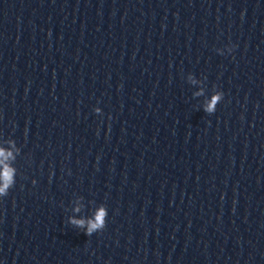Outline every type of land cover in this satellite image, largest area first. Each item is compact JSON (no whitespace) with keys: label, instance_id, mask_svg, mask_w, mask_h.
I'll return each instance as SVG.
<instances>
[{"label":"clouds","instance_id":"1","mask_svg":"<svg viewBox=\"0 0 264 264\" xmlns=\"http://www.w3.org/2000/svg\"><path fill=\"white\" fill-rule=\"evenodd\" d=\"M223 93H219L216 97L210 101L206 107L205 112L213 113L215 111V105L218 100L221 99ZM12 156L10 151H5L3 148H0V157L4 158L5 160ZM14 173L15 170L4 164L3 160H0V197H4L8 195V190L10 187L13 186L14 183ZM79 211V209H76ZM107 215L105 209L100 208L94 214V217L91 219H71L70 223L78 228L85 229V234L91 236L93 233L101 231L105 227V216Z\"/></svg>","mask_w":264,"mask_h":264}]
</instances>
